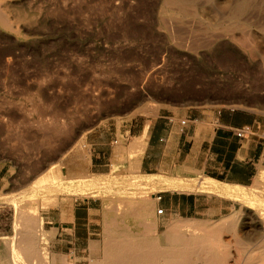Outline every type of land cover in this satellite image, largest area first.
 <instances>
[{
    "label": "rangeland",
    "instance_id": "1",
    "mask_svg": "<svg viewBox=\"0 0 264 264\" xmlns=\"http://www.w3.org/2000/svg\"><path fill=\"white\" fill-rule=\"evenodd\" d=\"M116 2L4 0L10 27L0 23V194L4 195L0 264L10 259L4 237L15 235L16 202L21 200L18 207L24 219L29 218L41 192L57 199L40 209L45 231L57 225L49 218L54 208L67 224L74 215L85 216L75 208L86 200L93 208L92 221L88 226L84 221L88 230L77 223L75 236L66 239L70 242L54 236L36 242L34 264H52L53 258L57 264L63 258L69 264H95L106 258L109 244L102 217L106 198L116 206L127 198L156 202L160 195L155 192L159 188L140 183L146 176L131 167L135 151L122 133L132 124L142 126L159 111L195 107L230 106L264 115L261 55L249 57L227 39L210 48L195 43L193 49L180 48L177 37L172 40L155 29L159 0ZM229 16L248 18L256 29L264 22V2ZM203 17L212 20L213 16L204 13ZM191 39L186 37L185 44ZM116 139L111 155L109 143ZM92 143L104 148L100 156L92 155ZM93 178L102 183L82 185ZM201 180V175L178 179V187L204 189ZM122 189L141 192H118ZM260 190L253 182L240 192ZM229 195L237 207L226 216L246 203L240 193ZM113 217L122 232L146 234L132 216L121 220L114 212ZM183 220L188 219L173 220L157 231L160 247L170 246L166 231Z\"/></svg>",
    "mask_w": 264,
    "mask_h": 264
},
{
    "label": "bare ground",
    "instance_id": "2",
    "mask_svg": "<svg viewBox=\"0 0 264 264\" xmlns=\"http://www.w3.org/2000/svg\"><path fill=\"white\" fill-rule=\"evenodd\" d=\"M121 1L117 0L116 4ZM200 1L202 3L193 0H159L155 29L164 31L172 40L177 37L179 41L176 44L180 48L193 49L194 43L210 48L227 39L233 48H240L249 57L256 54L264 59V22L253 29L248 18L231 20L229 16L246 12L252 4L264 0ZM3 3L4 0H0V23L4 27H10ZM204 13L211 14L212 20L204 18ZM255 13L253 9L251 15ZM186 37L192 38L190 44H185ZM144 144V135L133 144L135 153L130 160L133 171L137 170ZM139 182L160 189L176 187L179 184L174 179L156 175L146 176ZM253 182L261 188L260 191L240 192L242 186H230L209 177H202L201 184L205 190L228 195L240 193L246 197V203L241 210L218 221L196 223L183 220L172 223L166 231L170 246L165 248L160 247L157 242L154 199L147 202L127 198L115 206L111 198L107 197L103 206V217L109 245L106 258L96 261L95 264H264L263 171L258 172ZM101 183L102 179L93 178L82 185L98 186ZM40 194L41 198L36 201L33 215L29 218L24 219V212L18 207L21 200L16 202L18 220L15 235L4 237V250L10 255L8 264H34L36 242H46L55 234V229L45 231L42 228L40 209L48 208L57 199L46 192ZM98 195L96 192L95 196ZM3 198L4 195L0 194V200ZM114 212L121 220L127 215L132 216L139 224H143L146 234L122 232L121 225L114 222ZM126 228L129 230V227ZM52 264H57L56 258H53ZM62 264H69L66 258L62 259Z\"/></svg>",
    "mask_w": 264,
    "mask_h": 264
},
{
    "label": "crops",
    "instance_id": "3",
    "mask_svg": "<svg viewBox=\"0 0 264 264\" xmlns=\"http://www.w3.org/2000/svg\"><path fill=\"white\" fill-rule=\"evenodd\" d=\"M256 124L264 126V115L255 110L230 106L195 107L159 111L147 123L142 126L132 124L122 134L126 144L132 142L133 150L136 139L144 135L145 144L135 172L176 181L201 175L222 184L245 187L252 184L258 172L264 169V145L256 135L239 137L235 128ZM115 144L117 139L109 143L111 155L115 152ZM95 147L92 155L100 156L104 148L97 144ZM102 156L105 157L104 153ZM95 162L100 160L95 158ZM118 192L141 190L122 189ZM155 192L160 193L155 202L157 231H163L173 220L183 218L220 219L237 207V201L230 195L201 187L184 189L176 186L159 188ZM83 202V206L75 210L80 209L85 216L74 215L67 224L61 220L62 212H57L58 208L49 212V218H54V224H57L54 226L56 240L70 242L66 239L75 236L77 223L88 230L93 208L88 206V200ZM156 205L163 209L161 213H157ZM139 225L143 228V224Z\"/></svg>",
    "mask_w": 264,
    "mask_h": 264
},
{
    "label": "built area",
    "instance_id": "4",
    "mask_svg": "<svg viewBox=\"0 0 264 264\" xmlns=\"http://www.w3.org/2000/svg\"><path fill=\"white\" fill-rule=\"evenodd\" d=\"M235 132L239 137H245L248 135L259 136L262 144L264 145V126H261L259 124L244 125V126L235 128ZM90 151H91V153H94L96 151L95 145L91 144ZM162 211H163L162 208H158L157 213H161Z\"/></svg>",
    "mask_w": 264,
    "mask_h": 264
}]
</instances>
